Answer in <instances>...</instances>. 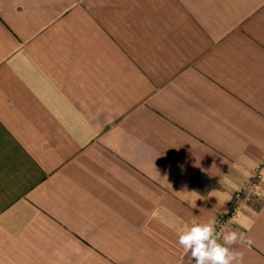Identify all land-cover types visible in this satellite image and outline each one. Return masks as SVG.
Wrapping results in <instances>:
<instances>
[{"label":"crops","instance_id":"crops-1","mask_svg":"<svg viewBox=\"0 0 264 264\" xmlns=\"http://www.w3.org/2000/svg\"><path fill=\"white\" fill-rule=\"evenodd\" d=\"M259 168L223 230L244 264H264V0H0V264H195L178 233Z\"/></svg>","mask_w":264,"mask_h":264},{"label":"clouds","instance_id":"clouds-1","mask_svg":"<svg viewBox=\"0 0 264 264\" xmlns=\"http://www.w3.org/2000/svg\"><path fill=\"white\" fill-rule=\"evenodd\" d=\"M252 243L243 231L218 232L216 219L194 222L178 233V244L186 255L190 254L195 264H244L243 251L234 246L251 247Z\"/></svg>","mask_w":264,"mask_h":264},{"label":"built area","instance_id":"built-area-1","mask_svg":"<svg viewBox=\"0 0 264 264\" xmlns=\"http://www.w3.org/2000/svg\"><path fill=\"white\" fill-rule=\"evenodd\" d=\"M261 176V168L257 169L255 175L251 178L250 182L241 190H239L234 199L230 202L228 209L217 218V230L218 232L224 230V226L233 218L239 209L242 201L245 197H248L252 194L258 193V184Z\"/></svg>","mask_w":264,"mask_h":264}]
</instances>
